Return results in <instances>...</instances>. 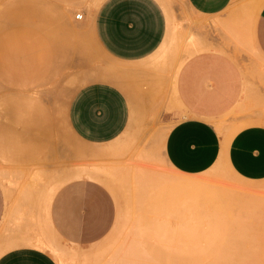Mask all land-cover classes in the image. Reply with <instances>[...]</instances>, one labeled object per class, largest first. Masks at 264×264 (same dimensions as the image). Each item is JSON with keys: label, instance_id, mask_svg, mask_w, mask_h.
I'll return each mask as SVG.
<instances>
[{"label": "rangeland", "instance_id": "rangeland-1", "mask_svg": "<svg viewBox=\"0 0 264 264\" xmlns=\"http://www.w3.org/2000/svg\"><path fill=\"white\" fill-rule=\"evenodd\" d=\"M98 1L71 0L65 4L61 0H0V123L14 127L0 132V144L5 146L0 149V185L7 210L15 214L16 223H19L26 214L41 208V199L45 203L49 200L59 181L54 168L42 172L17 159L37 150L34 145L18 141L19 130H42L47 139L58 135L69 138L71 132L64 111L70 94L86 82L107 80L127 94L131 116L129 127L109 146L97 149V152L105 153L104 157L84 160L89 167L82 171H94L98 179L104 178L100 180L113 194L115 217L105 235L94 244L73 245L46 239L61 255L64 264H149L156 254L160 257H156L155 264H171V259L172 264H184V261L185 264H235V259L230 260L232 257L229 247L224 246L225 241L234 248L244 247V243L253 246L255 258L248 254L247 257L255 260L246 262V257L243 260L246 264L253 261L264 264V183L241 180L225 165L211 167L197 175H183L171 169L161 154L165 131L183 112L174 98L173 81L182 61L201 49V24H206V18L193 11L186 0H157L167 19L162 44L151 56L125 63L108 55L91 33L87 17ZM76 11L84 12L81 18H74ZM206 31L204 28V33ZM212 32L216 33V29ZM118 64L131 67L115 69ZM168 111H171L168 115H162ZM232 122L225 116L212 120L215 128L219 125L231 128ZM82 171L65 173L63 180ZM141 176H147L149 183H144ZM174 176L183 181L173 182ZM191 177L203 179L200 188L189 190L183 186L185 179ZM245 185L261 188L248 193L241 190ZM153 186L166 190L164 201L157 202ZM230 212L246 219L232 222ZM159 225L172 227L171 237L178 234L179 238H172L175 242L171 243L175 246L171 249H155V255H152L153 249H149L150 253L148 249H142L146 251L144 253L140 249L132 252L118 249L125 237L140 241L141 245L145 241V245L152 243L150 236L157 233ZM249 236L253 237L251 242H241V238ZM183 237L190 248L183 246L185 241L181 243ZM221 237L228 238L224 241ZM177 241L185 248L177 250L181 246ZM172 247L176 250L173 248L172 251ZM83 249L90 250L91 256H75ZM46 250L59 264L54 252ZM237 251L241 257V253L245 255L250 250ZM162 254L168 258L172 254L171 262ZM139 256L144 257V261L149 260L142 262ZM241 260L238 263L245 264ZM153 261L150 264H154Z\"/></svg>", "mask_w": 264, "mask_h": 264}, {"label": "crops", "instance_id": "crops-1", "mask_svg": "<svg viewBox=\"0 0 264 264\" xmlns=\"http://www.w3.org/2000/svg\"><path fill=\"white\" fill-rule=\"evenodd\" d=\"M186 2L206 18V24H201V49L182 61L173 81L174 98L183 112L162 137L163 159L183 175L225 165L241 180L264 183V0ZM87 21L99 46L125 63L151 56L166 35L167 19L157 0H99ZM64 116L71 132L67 139L63 135L47 139L42 130H19L18 141L37 150L17 159L42 172L54 168L59 181L49 200L41 199V208L19 223L7 210L0 185V264H58L47 248L27 240L34 242L32 237L38 236L94 244L114 220L111 190L82 170L89 167L84 160L104 157L97 149L128 129L127 94L107 80L86 82L70 94ZM221 116L232 119L233 126L215 128L212 120ZM12 129L0 123V132ZM4 147L0 144V149ZM81 171L63 180L65 173ZM260 188L245 185L241 190L254 193Z\"/></svg>", "mask_w": 264, "mask_h": 264}, {"label": "bare ground", "instance_id": "bare-ground-1", "mask_svg": "<svg viewBox=\"0 0 264 264\" xmlns=\"http://www.w3.org/2000/svg\"><path fill=\"white\" fill-rule=\"evenodd\" d=\"M130 67H131V66H130ZM115 69H121V70H123V69H130V68H126V67H124L122 64H118V65L115 66ZM85 173H88L90 176H93V177H97V176H98V174H97L96 172H94V171H89V172H85ZM85 173H84V174H85ZM98 177H99V176H98ZM141 177H143V176H141ZM141 177H140V180H143V179H144V180H143L144 183H147V184L149 183V182H148L149 180H148L147 176H146V178L143 177V179H141ZM152 177H153V176H152ZM174 177H175V176H174ZM100 179H104V178H100ZM150 179H151V178H150ZM177 179H178V177H177V178L175 177V178L173 179V182L175 181V183H176V182L178 183V181H179V182L183 181L181 178L178 179V181H176ZM138 180H139V179H138ZM151 180H152V179H151ZM171 181H172V180H171ZM140 182H141V181H140ZM140 182H139V183H140ZM103 183H104V182H103ZM183 183H185V184H183V186H184V187H185V186H186V187H189V190H191V189H194V190H195L198 186H199V188L201 187L200 184L203 183V179H202L201 177H200V178H199V177H191V178H186L185 181H184ZM105 185H106V184H105ZM106 186H107V185H106ZM107 187H108V186H107ZM143 187H145V186H143ZM157 187L160 188V186H157ZM157 187H156V188H157ZM146 188H147V187H146ZM153 188H154V186H153ZM156 188L153 189V191H155V192H154V195L156 194V195H155V199L157 198V200H158L157 202H159L161 199L164 201V197H167L166 190H161V189H156ZM161 188H163V187H161ZM54 189H55V188H54ZM185 189H187V188H185ZM150 190H151V188H150ZM165 195H166V196H165ZM195 197H196V196H195ZM239 197H240V196H239ZM192 198H193V197H192ZM165 199H166V198H165ZM188 199H189V198H188ZM188 199H187V200H188ZM183 200H184V199H183ZM155 202H156V201H155ZM154 205H156V204H154ZM242 210H243V209H242ZM244 210H245V209H244ZM234 211H235V210H234ZM236 211H237V209H236ZM236 211H235V212H236ZM246 212H247V211H246ZM230 213H232V212H230ZM247 213H248V212H247ZM251 213H252V212H251ZM251 213H250V211H249L248 214H251ZM234 214H235V213H234ZM235 215H236V214H235ZM235 215H233V213H232L230 216H231V217L233 216L234 218H235V217H236V218L239 217V219H236V218L234 219V218L232 217V218H231V221H232V222H233V221H242L243 219H246L245 217L242 218V217H240V216H238V215H236V216H235ZM239 215H241V214H239ZM242 215H243V213H242ZM253 215H254V213H253ZM237 216H238V217H237ZM249 217H250V216H249ZM249 217H247V218H249ZM241 218H242V220H241ZM233 219H234V220H233ZM252 221H253V220H252ZM242 222H243V221H242ZM237 223H238V222H237ZM242 224H246V223H242ZM159 226H160V225H159ZM161 226H162V225H161ZM161 226L159 227L157 233H156V234L154 233L155 235H153L152 237L150 236V238H152V240L149 241V242H152V243H150V244L147 243L148 245H145V244H146L145 242H147V241H145V242L143 241L145 244L143 243L142 245H144L145 247L142 246V245L140 244V243H141L140 241L135 242L134 240H132V238H130V237H129V238H128V237H125V238H123V239L121 240V243L119 244L118 249H119V250H120V249H124V251H122V252H125V250H127V251L130 250V251L132 252V250H135V249H138V250H139V249H140V250L142 251V253L146 252V251H143L142 249H148L147 251H149V253H150V250L153 249L154 251L151 250L152 255H153V254L155 255V253H154V252H155V249H157V250L159 249L158 251H161L160 249H168V250L171 249V246H173V245L175 246V244H174V243L172 244L171 242H175V241H173V239L175 240L176 238H179V237L177 236L178 234H177V235L175 234L176 237L173 236V237H175V238H173V237H171V236H172V233H171L172 230H170V228H172V227L169 228V227H167L168 225H167V226L165 225L166 227H165L164 225H163L162 227H161ZM156 227H157V226H156ZM156 227H155V228H156ZM156 229H157V228H156ZM177 230H178V229H177ZM183 231H184V230H183ZM179 233H180V232H179ZM211 234H212V233H211ZM211 234H210V235H211ZM213 235H214V234H213ZM200 237H201V236H200ZM205 237H206V236H205ZM214 237H215V236H214ZM228 237H229V236H228ZM228 237H226V238H228ZM250 237H251V236H249V238L246 237L245 239H244V238H241V242H245V241L251 242L252 239H253V237H251V238H250ZM172 238H173V239H172ZM197 238H198V237H197ZM221 238H223V237H221ZM226 238L224 237L222 240L225 241ZM231 238H234V240L238 241V240H237L238 238L236 239L235 237H232V236H231ZM146 239L148 240V238H146ZM183 239H184V240H183ZM219 239H220V238H219ZM143 240H144V239H143ZM180 240H182L181 243H183L184 241L187 242V240H185L184 237H183L182 239L180 238ZM189 240H190V239H189ZM203 240H204V238H203ZM209 240H210V239H209ZM209 240H208V241H209ZM211 240H212V237H211ZM227 240L230 241V239H227ZM249 240H250V241H249ZM194 241H195V240H194ZM224 241H223V242H224ZM236 241H235V242H236ZM27 242H28V243H31V244H34V245H36V246H38V247H41V248H45V249L47 248V249L52 250V252H54V254H55V256H56V259H57V261L59 262V264H64V261H63L61 255H60L57 251H55V250L53 249V247H51V246L48 244V242H46L45 240H43V239H41V238H36L34 242L31 241V240H29V241L27 240ZM177 242L179 243L180 241H177ZM185 242L183 243V244H185V245H183V246H187V247H188V246H189V245H188V242H187V245H186ZM206 242H207V241H206ZM226 242H227V241H225L224 246L226 245L227 248L229 247V251H230L229 253H230L231 255H230L229 253H228V254L230 255V257H232L230 260L233 261V260L235 259V262H234L235 264L238 263V262H240V260H241L242 257H243V258H242L241 261L244 262V263L246 264V262L248 261V259H252V258L247 257L248 255H250L251 257L255 258L253 254H255L256 252H255V250H254V253H253V246H252V248H251V245H250V246H245V243H244V244H243L244 247H243V246L235 247V248H236V250H235V248L231 245L230 242H227V243H226ZM239 242H240V241H239ZM241 242H240V243H241ZM181 243H179V244L181 245ZM257 243H258V242H257ZM121 244H122V245H121ZM171 244H172V245H171ZM176 244H177V243H176ZM228 244L231 245V247L228 246ZM254 244H255V243H254ZM216 245H217V244H216ZM246 245H249V244L247 243ZM141 246H142V247H141ZM183 246L181 245L180 247H182V248L179 247L180 249L177 248V250H182L183 248H185V247H183ZM192 246H194V245H192ZM196 246H197V245H196ZM206 246H207V245H206ZM214 246H215V245H214ZM220 246H221V245H220ZM146 247H147V248H146ZM176 247H177V245H176ZM176 247H172V251H173V248L175 249ZM189 248H190V246H189ZM189 248H188V249H189ZM195 248H196V247H195ZM203 248H204V246H203ZM206 248H207V247H206ZM206 248H205V249H206ZM227 248H226V249H227ZM231 248H232V249L234 248V250H232ZM91 249H92V248H91ZM93 249H95V248H93ZM149 249H150V250H149ZM205 249H204V250H205ZM223 249H224V247H223ZM226 249H225V250H226ZM116 250H117V249H116ZM175 250H176V249H175ZM184 250H186V249H184ZM192 250H193V249H192ZM237 250H250L249 253H251V254H249L248 252H247L245 255L241 253V255H239V256H241V257H238V251H237ZM141 251H139V253H140ZM212 251H213V249H212ZM215 251H216V250H215ZM215 251H214V252H215ZM227 251H228V250H227ZM232 251L235 252L234 255H233ZM90 252H91L90 250H84V249H83V250H81V251L76 252V253H75V256H77V257H82V258H87V256L90 254ZM131 252H130V253H131ZM135 252H136V251H135ZM137 252H138V251H137ZM137 252H136V253H137ZM162 252H163V251H162ZM165 252L168 253V251H166V250H165ZM165 252H164V253H165ZM170 252H171V251H170ZM174 252H175V251H174ZM174 252H173V253H174ZM177 252H179V251H177ZM236 252H237V255H236ZM142 253H141V254H142ZM157 253H158V252H157ZM164 253H163V254H164ZM173 253H172V254H173ZM127 254H128V253H127ZM127 254H126V256H129V255H127ZM163 254H162V255H163ZM172 254H170L171 257H172ZM239 254H240V253H239ZM247 254H248V255H247ZM149 255H150V254H149ZM149 255H148V257H149ZM167 255H168V254H167ZM167 255H166V256H167ZM235 255H236L237 257H236ZM255 255H256V254H255ZM89 256H91V255H89ZM146 256H147V255H146ZM157 256H158V255L156 254V255H155V258H154V261L152 260L153 263H154L155 261H158V259H156ZM163 256H164V255H163ZM211 256H212V254H211ZM215 256H216V255H214V257H215ZM219 256H220V255H219ZM225 256H226V255H225ZM234 256H235L237 259L234 258ZM122 257H123V256H122ZM133 257H134V255H133ZM152 257H154V256H152ZM159 257H160V256H158L157 258H159ZM164 257H165V256H164ZM171 257L169 256L170 259H171ZM230 257H229V258H230ZM245 257H246L247 260L245 259ZM138 258H139L140 260H141V258H142V260H143L144 257H141V258H140V256H139ZM165 258H168V256L165 257ZM165 258L163 259V261L166 260ZM169 258H168V261H169ZM210 258H211V257H210ZM131 259H133V258H131ZM145 259H146V258H145ZM147 259H148V258H147ZM147 259H146L145 261L143 260L142 262H147ZM179 259H180V258H179ZM215 259H216V258H215ZM243 259L246 260V262H245ZM124 260H125V259H124ZM136 260H138V259H136ZM148 260H149V259H148ZM161 260H162V259L160 258V261H161ZM171 260H172V262H173V259H171ZM171 260H170L169 262H171ZM252 260H255V259H252ZM125 261H126V260H125ZM127 261H128V260H127ZM127 261H126V262H127ZM129 261H132V260H129ZM133 261H135V259H134ZM133 261H132V262H133ZM150 261H151V260H150ZM152 261H151V262H152ZM215 261H218V260H215ZM219 261H220V260H219ZM219 261H218V262H219ZM231 261H230V262H231ZM250 261H251V260H250ZM148 262H149V261H148ZM151 262H150V263H151ZM164 262H165V261H164ZM172 262H171V264H172ZM176 262H177V261H176ZM178 262H180V261H178ZM223 262H224V261H223ZM253 262L256 263V261H253ZM150 263H149V264H150ZM155 263H156V262H155ZM155 263H154V264H155ZM174 263H175V262H174ZM182 263H183V262H182ZM192 263H193V262H192ZM254 263L251 262V264H254ZM262 263H263V262H262ZM129 264H130V263H129ZM133 264H134V263H133ZM165 264H167V262H166ZM176 264H177V263H176ZM178 264H179V263H178ZM184 264H185V261H184ZM188 264H189V263H188ZM212 264H213V263H212ZM238 264H239V263H238ZM248 264H250V263H248Z\"/></svg>", "mask_w": 264, "mask_h": 264}, {"label": "built area", "instance_id": "built-area-1", "mask_svg": "<svg viewBox=\"0 0 264 264\" xmlns=\"http://www.w3.org/2000/svg\"><path fill=\"white\" fill-rule=\"evenodd\" d=\"M82 17V12L76 11L74 13V18H81Z\"/></svg>", "mask_w": 264, "mask_h": 264}]
</instances>
